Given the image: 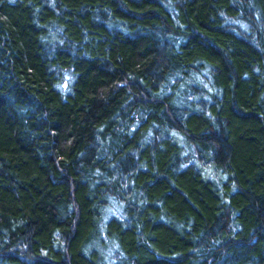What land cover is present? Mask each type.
<instances>
[{
    "label": "trees",
    "instance_id": "obj_1",
    "mask_svg": "<svg viewBox=\"0 0 264 264\" xmlns=\"http://www.w3.org/2000/svg\"><path fill=\"white\" fill-rule=\"evenodd\" d=\"M0 264H264V0H0Z\"/></svg>",
    "mask_w": 264,
    "mask_h": 264
}]
</instances>
